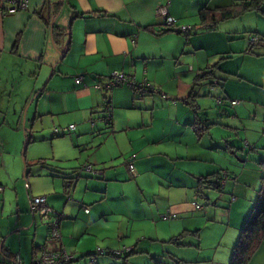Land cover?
<instances>
[{"label":"crops","instance_id":"1","mask_svg":"<svg viewBox=\"0 0 264 264\" xmlns=\"http://www.w3.org/2000/svg\"><path fill=\"white\" fill-rule=\"evenodd\" d=\"M238 2L29 0L26 10L9 12L10 2L0 0V107L4 105L2 100L12 97L19 88L12 76L10 83L3 67L13 60L22 62L21 78L27 83L30 80L27 74L32 73L35 87L43 88L39 96L34 91L26 94L22 104L25 115L16 113V135L19 137L21 133L23 118L24 132L27 122L36 128H40L38 124L50 126L49 132L26 145L42 143L41 159L66 161L58 166L63 172L62 184L55 183V179L53 186L41 188L29 181L26 165L29 200L45 196L50 207L60 214L61 239L49 241L48 219L39 217L33 210L31 214L28 201L19 195L15 209H12L13 203L9 204L22 168L16 160L17 153L7 141L0 140V185L3 187L0 190V258L3 263L12 264L19 255L24 264H32L40 248L65 247L76 257L71 264L91 256L89 253L96 256L86 259L84 264H131L128 256L121 262L105 255L114 249L110 248L114 242L107 239L109 235L114 230L116 234L129 233L128 226L123 232V219L137 214L128 205L116 209L109 204L111 181H121L119 167L114 168L119 164H124L131 176L137 178L139 187L150 181L160 190L153 194L159 199L148 202L150 212H145L144 218L151 226L153 221H158L156 230L161 227L168 231L169 241L188 230L190 226L186 222L204 218L215 221L216 217L226 224L222 240L235 238L258 200L264 174V162L258 163L264 155L261 135L264 125L258 119L264 109V5L263 11H247L223 19L214 27L202 25L199 12L203 7L221 10ZM158 5H166L179 25L191 28L183 33L163 32L166 29L156 13ZM54 32L60 35L58 42ZM253 38L257 42H252ZM113 71L125 73L137 84H150L169 98L161 92H146L128 83L108 93L97 89V82L105 80ZM78 77L83 79L77 82ZM105 96H109L112 104L109 123L102 121L106 114ZM218 99L222 102L218 103ZM212 102L219 108L210 115L209 109L214 108ZM192 105L199 107L198 114ZM198 117L203 125L211 124L201 136L194 127ZM222 119L229 121L224 123ZM1 120L0 116V127L6 124L5 119ZM72 124L75 128L64 132L72 133L64 139L72 145L71 152L57 151L53 146L56 143L50 139V135H55L52 130ZM216 126L220 128V136L211 132ZM234 135L244 138L243 146L249 147V154L245 146L241 149L230 140ZM46 144L52 145L50 154L43 150L47 149ZM13 154L16 157L7 160ZM84 158L83 165L93 168L91 175L96 173L106 179H83L79 168ZM131 160L135 174L128 166ZM76 175L78 179L74 178ZM208 175H212L208 180L213 183L222 177L224 184L221 188L206 184L200 195V179ZM162 189H166V194L161 193ZM210 190L216 193H209ZM71 191L78 198L74 202L68 200ZM199 196L214 199L215 207L211 206L206 215L200 213L203 208H196ZM218 202L226 207L217 206ZM85 207L89 210L85 211ZM222 209L224 212L216 216ZM102 244L107 245L102 248L104 254L95 250L103 247ZM128 247H131L129 256L148 252L136 245ZM155 255H152L155 264L172 263L163 261V254L160 258L157 255L159 261L155 260ZM224 264L230 263L226 260ZM249 264H264V241Z\"/></svg>","mask_w":264,"mask_h":264},{"label":"rangeland","instance_id":"2","mask_svg":"<svg viewBox=\"0 0 264 264\" xmlns=\"http://www.w3.org/2000/svg\"><path fill=\"white\" fill-rule=\"evenodd\" d=\"M254 49L257 50L256 47H254ZM21 63L22 62L13 60V61H10L8 65H4L3 67L4 71L6 70L5 72L9 77L8 79L10 83L12 82L11 78L14 77L16 81H13V82H16V86L19 83L17 86L19 88L17 89L16 92L12 94V97L9 98V96H7L5 100H2L3 101L2 103L4 105L3 107H0V116L2 118L1 122H3V120L5 119L6 124L0 127L1 128L0 129V140L2 139V141L3 140L7 141L10 149H12L13 152L17 153V159L16 158L15 159L20 163L21 168H22L21 171L19 169V172H20L19 179L15 177L18 182L16 185L17 189L12 190L11 197L9 199V204L11 203L12 205L13 203L12 209H15V199L17 195H19L20 197L28 201V209H29V212L32 214V203H31L32 197L29 200L27 177L25 175L27 167H28L29 174H30L28 179L31 183H33L34 181L35 186H38L40 188L44 186L50 187L54 185L53 182L55 179H57L55 180L56 181L55 183L62 184L63 180L61 177L63 176L62 175L63 172L61 168H58V166H61V164H64L66 161H58V160L48 159V158L41 159L40 157L41 156L40 154L42 153L41 149L42 147H44V144L42 143H37V144L31 143V144L26 145L27 139L35 140L36 138L49 132L50 126L48 127V125L38 124L40 125L39 126L40 128H36V127H32L31 123L27 122V127L25 128L27 135H25L26 132H24V127H23L24 118H23V121H21L20 123L21 133H19V137L16 135L18 134V132H16L17 124H18V119H16V117L18 115L21 116L22 113L23 115H25L26 108L24 109V111H22V107H23L22 104L24 100H26L24 99L26 94H28L30 91L31 92L34 91V95H36V93L40 89L43 88V86L41 85L39 87L38 85L37 87H35L36 80L32 78L31 76L32 73L27 74L28 77L30 76V80L27 81V83L21 78V75H22L21 74L22 73ZM214 94H216L215 96H217L218 94L217 91H215ZM216 98L217 97H215L214 99L215 101H216ZM211 106L214 107L215 110L214 108L209 109L211 111L210 115L213 114L212 111H216L217 107L219 108V106L216 103L215 105H213V102ZM19 108H20V111L18 112L17 110ZM16 113H18L17 116H16ZM258 119L264 125V109L261 112V115L258 117ZM222 120L224 123L229 121L228 119H222ZM10 124H13V127H10ZM219 129L220 128L216 126L215 128L211 130V132L215 136H220L221 133L219 132ZM53 132L54 130H52V133ZM71 134L69 133L65 134L64 132H61L58 136H55L53 134L50 135V139L56 143L53 146L55 147L57 151L65 150L67 153L69 151L71 152L70 146L72 145L69 142H66L64 140L66 138H69ZM261 135L264 136V130H261ZM230 140H232V142L233 141L236 142L237 145L240 146L241 149H244L243 148L245 146V145L243 146L244 138L237 137L236 135H234V137L232 136ZM224 144L226 146L225 140H224ZM46 145H47V149L44 148L43 150L45 151L47 150L46 153L50 154L51 152L50 148L52 145H48V144ZM245 147H246L245 149H247L246 151H248V154H249L251 150L249 149V147L247 146ZM238 151L239 150H235L236 153H238ZM83 152L84 151L82 150V153ZM240 156H242V154H240ZM14 157H16V154L10 155L7 158V160L9 159V161H12ZM234 157L236 160H238L235 155ZM85 158L83 159L82 165H80L81 167L76 166L78 168L80 167L79 175L82 176L83 179L90 178V179H95L96 181L106 179L102 175L101 177L96 176L97 175L96 173H95L96 175L95 174L91 175L90 171L83 168L84 161L86 160ZM260 158L261 157H258L257 159H260ZM262 159H264V155ZM262 159L258 161L260 165L262 164L261 163ZM118 163L120 162H117V164ZM26 164L28 165L27 167H26ZM119 165H117V167H114V168L119 167L118 174H119V178L121 181H111L110 186H109V194L111 195V199H110L111 201L109 202V204L113 208H116V209L122 208L124 207V205H128L130 209L135 211L137 214L131 216L130 218L123 219V222H124L123 232L124 230H126L128 226L129 233L116 234L114 230L113 233L109 235L110 238H107L111 242H114V245H111L112 247H110V248H114L112 249V251H121L122 255L115 256L111 254L112 251H108L105 254L107 257H111L112 259H116L121 262L123 261V259H126L129 257L131 259L130 261L131 264H155V261L152 258L153 257L152 255L154 254H156L155 256L157 257V258L155 257L156 258L155 260L159 261L157 255H159V258H160V256L163 254L165 258L162 257V260L165 262H168V260L172 261L171 264H220V263L224 264L226 260L228 263L231 262L232 255H233V249L239 240L241 231L236 234L235 238H231V240L228 237L222 240L223 231L226 228V224L221 223L220 217H216L215 221H211V220L209 221L206 218H204L199 221L198 220L194 221V223L186 222L187 225L190 226L188 227V230L189 229L190 230L182 231V232H185V235L181 238L183 240V242L181 241L182 242L181 245L175 242H170L169 237L171 235L170 233H168V231L163 230V228L161 227H158V229L156 230V226H157L156 224L158 223V221L156 223L153 221L152 222L153 226H151L149 224V220L148 219L145 220L144 218V213L150 212L148 208V202L151 201L152 199L154 201L159 199L158 196H155L153 194H156V192L160 190L159 189L157 190V187L152 186V183L150 181L147 184L143 183L146 186L145 188H144V185L143 186L140 185L139 187V184L137 183V178H133L131 176V174L128 172L124 164H121L120 166ZM261 167L263 168V166ZM6 169H8V166H6L5 170ZM76 172L78 174V171ZM48 174L51 176H48ZM55 176H57V178H55ZM75 177L78 179V175L74 176V178ZM31 188L33 189V192H35L34 188L33 187ZM161 193L166 194V189H162ZM209 193L214 194L216 193V191L210 190ZM76 196L77 195H75V191H71V197L68 196V200H72L74 202L76 201V199H78ZM211 198L212 197L209 196V200H208L204 197L199 196V198L196 199V202L199 203L203 208V211L200 212L201 215H206V211L211 206L215 207L214 199L211 200ZM140 200L141 201L143 200L144 202L142 203ZM48 205L50 206L49 203ZM218 205L223 206L224 208L226 207L224 204H221L219 202L217 203V206ZM221 211L224 212L223 209L219 210L216 216L220 215ZM34 213L39 215V217H42L40 212H34ZM198 228H200V230H198L199 232L195 233L194 231L197 230ZM164 238H168V240L164 241L163 240ZM121 240L123 242H121ZM124 245L126 246L124 247ZM129 245H134V246L136 245L137 248L139 247L142 249L143 248L147 249L148 252H144V253L140 252V253L134 254L133 256L132 255L129 256L127 254L128 251H126V249L129 248L128 247ZM101 246L103 247H99V248L97 247L95 250L107 248L105 247L107 245L102 244ZM94 256H96V254L91 255V256L81 257L79 260L75 261L73 264H84L85 261H87L86 259L89 260ZM213 261H215L216 263Z\"/></svg>","mask_w":264,"mask_h":264},{"label":"built area","instance_id":"3","mask_svg":"<svg viewBox=\"0 0 264 264\" xmlns=\"http://www.w3.org/2000/svg\"><path fill=\"white\" fill-rule=\"evenodd\" d=\"M10 2V6L8 8L9 12H17L20 10H26L29 6V0H8ZM157 15L163 20L164 27L167 29H171L172 31H176L179 33H183L188 31L191 27L188 25H179L177 23V19L172 16L166 5H158L156 9ZM252 42H257L256 38L252 39ZM83 78L78 77L77 82H80ZM124 83H128L129 85L135 87L136 85L147 87V83L137 84L133 79L127 76L125 73L121 71H113L110 76H108L105 80H99L96 84V88L103 90L105 92H109L111 89L120 86ZM163 97L168 98V95L162 93ZM222 99H218V103H221ZM237 101H232L235 104ZM112 104L109 97H106L104 100L103 111L106 113L103 117V120L108 123V119L111 117ZM75 128V125H70L69 127L59 129L55 128L54 133L58 134L61 131H68ZM129 169L135 174L134 163L133 161H129L128 163ZM88 171H93L91 165H86L84 167ZM221 184H224V180L220 181ZM3 187L0 185V190ZM32 210L35 212H40L44 219H48L50 232L48 235L49 241H58L61 239L60 233V214L55 211L52 207H50L47 203V198L45 196H35L31 199ZM197 209H202L200 204L196 205ZM88 207H85V211H88ZM131 248H127L126 251H130ZM98 252L104 254L105 251L102 249H98ZM116 254H122L121 251H114ZM76 259V257L68 252L65 247H61L58 250H48L45 247L40 248L33 260L32 264H71V262ZM0 264H5L2 262L0 258ZM12 264H24L23 260L19 255H17L13 260Z\"/></svg>","mask_w":264,"mask_h":264},{"label":"trees","instance_id":"4","mask_svg":"<svg viewBox=\"0 0 264 264\" xmlns=\"http://www.w3.org/2000/svg\"><path fill=\"white\" fill-rule=\"evenodd\" d=\"M263 5H264V0H240L238 3H234L228 7H225L223 9L219 10H212L208 7H203L200 12H199V17L202 21V25L204 26H216L221 20L227 19V18H232L235 17L236 15L242 14L247 11L251 10H259L263 11ZM264 12V11H263ZM166 31L163 32H168L172 31L171 29L165 28ZM162 32V33H163ZM60 35L56 34L54 32L53 37L54 39L58 38ZM262 40V39H261ZM264 40V39H263ZM58 42V39H57ZM259 42V40H258ZM135 88H141L146 91V92H155L159 93V89H156L152 85L148 84L147 87L136 85ZM42 90H39L36 93V96H39L41 94ZM162 94V92H161ZM109 97V96H105ZM104 98V99H105ZM169 98V97H168ZM194 108L196 114H198V109L199 107L196 105H192ZM111 118V117H110ZM108 119V123L111 121V119ZM211 124L208 125H203V122L200 120V118H197V122L194 124L195 131L198 133V135L204 134V132L208 131V128H210ZM65 132V131H62ZM55 134V135H59ZM30 141V139H27V143ZM262 162H264V159H262ZM27 165V164H26ZM212 175L205 176L204 178L200 179V185L198 188V193L203 194V190L206 187L205 185L207 184V187L209 186H215L218 188L222 187L221 184V179L220 177L217 183H213L209 181L208 179ZM259 197L256 202V204L253 207V210L250 214L249 219L246 221L244 226L241 229L240 237L237 242V244L234 246L233 249V255L230 264H249L253 254L256 252L258 247L260 246L261 242L264 241V174L261 178V184L259 187ZM189 231V230H186ZM192 232V231H190ZM195 233L199 232L198 230L194 231ZM185 235V232L180 233L176 237H173L170 242H175L177 244L181 245L182 237ZM112 255L115 256H120L121 254H116L114 251L111 252ZM88 255H92L89 253Z\"/></svg>","mask_w":264,"mask_h":264},{"label":"water","instance_id":"5","mask_svg":"<svg viewBox=\"0 0 264 264\" xmlns=\"http://www.w3.org/2000/svg\"><path fill=\"white\" fill-rule=\"evenodd\" d=\"M93 124L95 123V121L92 122Z\"/></svg>","mask_w":264,"mask_h":264}]
</instances>
